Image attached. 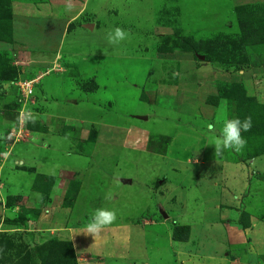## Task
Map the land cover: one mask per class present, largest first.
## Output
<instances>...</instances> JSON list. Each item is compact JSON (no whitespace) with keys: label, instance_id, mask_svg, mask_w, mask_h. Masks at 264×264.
Masks as SVG:
<instances>
[{"label":"rangeland","instance_id":"obj_1","mask_svg":"<svg viewBox=\"0 0 264 264\" xmlns=\"http://www.w3.org/2000/svg\"><path fill=\"white\" fill-rule=\"evenodd\" d=\"M74 3L67 13L64 0H0V264H53L43 261L47 253L69 257L68 241L50 238L43 254L40 245L49 240L36 243L25 231L61 206L74 205L70 217L81 223L98 207L113 209L112 228L136 222L142 212L162 218L186 203L192 210L191 189L198 197L193 225L216 216L206 199L199 202L204 185L190 187L206 167L184 163L197 157L198 146H214L209 143L219 133L209 125L252 118L242 152L227 150L215 159L245 163L264 151V0H232L229 7L209 0ZM191 3L195 14L186 24L192 31L182 22L187 8L181 12ZM113 27L128 33L117 47L102 39ZM23 80L34 81L22 102L16 82ZM111 126L121 131L111 133ZM135 126L147 134L134 139ZM199 133L208 135L204 143ZM45 138L49 146H67H42ZM66 149L87 156L80 161L91 167L77 161L72 167L80 175L72 173L63 166ZM34 158L40 168L28 164ZM80 177L85 182L75 201ZM251 188L242 203L264 219V183ZM248 218L239 212L237 221ZM151 229L162 237V230Z\"/></svg>","mask_w":264,"mask_h":264},{"label":"crops","instance_id":"obj_2","mask_svg":"<svg viewBox=\"0 0 264 264\" xmlns=\"http://www.w3.org/2000/svg\"><path fill=\"white\" fill-rule=\"evenodd\" d=\"M217 2H219V5L225 4L228 7L233 5L232 0H209L208 5ZM190 6H192V3L188 7L185 5L181 11L183 12L187 8V17L182 21L183 23L186 21L185 24L187 21L192 20L195 14L193 10L189 9ZM228 14H230L229 11L225 15ZM132 15L134 16V14ZM187 29L192 31L189 26H187ZM87 105H91V102ZM210 107L207 104L203 108L210 109ZM213 125L219 133L221 128H219V124ZM117 129V126L110 127L111 133L121 131V129ZM137 132L147 134V129H135L134 139H140ZM199 135L204 138V143L208 135L204 133H199ZM215 135L217 134H213L212 137L214 138ZM47 141H49L48 138H45L42 141V144L44 142L42 146H48L52 149L56 144L57 146L59 144L67 146L65 141L50 142L52 146L46 144ZM204 146H198L195 149L198 151L197 157L189 155L184 163L197 169L206 167V173L193 176L197 179V183L193 182L196 185L191 184L190 187L197 189L200 184L204 185L207 191L200 197L199 202L206 199L209 202L207 207L215 210L217 214L211 218L206 216L203 223L197 226L193 225L194 221L191 216L197 213L195 206L198 204V197L191 194L190 189L188 190L189 196L194 201L192 210L188 208V203H186L177 212H162V218L155 217L154 214L150 216L148 212L145 215L142 212L136 222L128 225L120 223L112 228L105 227L95 236L83 233L86 223H81L80 219L70 217L74 205L69 208L61 206L58 207L59 211L57 209L53 213L50 211L51 214L39 215L37 220L29 223L31 226L27 227L28 229H25V231L32 233L36 243L45 242L52 237L68 241L76 264H264V224L260 222L264 219L258 220L255 218L256 214L250 215L252 213L245 210V204L241 200L242 195L247 190L252 194L251 187L255 186L256 183H259V181L264 183V179H260V175L264 174V152L249 158L245 163H240V161L231 163L225 161L223 155L222 158L216 156L218 159H215L213 157L216 155L215 152L210 153L209 151L214 146H206L205 149ZM125 147L130 150L133 149L132 146L125 145ZM66 150L64 152L66 161H63V166L67 167L68 170L72 169L73 171L70 170L72 173L78 172L80 175V170L74 171L73 163L87 156ZM4 154L10 157L11 152ZM76 158L79 160H76ZM27 161L28 164H32L36 168L41 167L38 159L34 158ZM80 164L84 168L85 166L91 167L88 162L80 161ZM218 164H220V168H217ZM236 164L237 166H235ZM241 179L245 180L242 182L244 185L236 188L235 182L239 181L241 183ZM84 182V178H81L75 201H77V195L80 194ZM123 183H129V180H125ZM2 200L0 197V201ZM239 212L248 214L249 218L245 224L237 221ZM60 217L63 218L60 219ZM66 220V224L60 227L61 223ZM168 221H170V225H168ZM174 225L188 226V235L185 240L172 238V227ZM151 227L162 230V237L160 238L156 230L151 229L153 231L151 233L149 230ZM131 238L134 239L131 240ZM156 244H159V246L157 247ZM202 246L206 249H197Z\"/></svg>","mask_w":264,"mask_h":264},{"label":"clouds","instance_id":"obj_3","mask_svg":"<svg viewBox=\"0 0 264 264\" xmlns=\"http://www.w3.org/2000/svg\"><path fill=\"white\" fill-rule=\"evenodd\" d=\"M74 8V0H64L65 12L71 13ZM102 39L108 46L117 47L128 39V33L121 27H113L106 30ZM209 128L213 133L216 132L214 125H209ZM251 128V116H247L243 120L239 117L226 118L223 120L222 127L219 129V134L215 135L212 143L209 144L214 145L216 155L227 150L238 153L242 152L247 143L242 133L250 131ZM116 218L115 210L107 207H98L86 222L83 233L90 234L91 236L98 235L105 227L112 224Z\"/></svg>","mask_w":264,"mask_h":264},{"label":"trees","instance_id":"obj_4","mask_svg":"<svg viewBox=\"0 0 264 264\" xmlns=\"http://www.w3.org/2000/svg\"><path fill=\"white\" fill-rule=\"evenodd\" d=\"M237 22L239 24L240 30L244 32L245 31L244 26H243L244 22L242 20H240V19H238ZM160 137H162V136H160ZM168 140L169 139H167V142H168ZM163 148H165V147H163ZM155 152L158 153L159 151H155ZM4 204H5V201H4ZM187 235H188V226L187 225H174L172 227V238L173 239H175V240H185L187 238ZM51 241H52V239L49 240V242H47V243L45 242V243L40 245V246H43V248H44V249H42L41 253L45 254L46 252H48V250L52 247ZM62 242L63 241H61V242L58 241L57 243L58 244H62ZM64 244H66L68 246V248H69L68 249L69 257L57 258L55 255H53V256H55V257H53L52 255H48L50 253H47V258H44L43 261H45L47 259V260L52 261L53 264H76V261H75L74 255H73V251H72V248H71L69 242H64ZM37 247H39V246H37ZM57 248H59L58 245H57ZM52 254H55V253H52Z\"/></svg>","mask_w":264,"mask_h":264},{"label":"built area","instance_id":"obj_5","mask_svg":"<svg viewBox=\"0 0 264 264\" xmlns=\"http://www.w3.org/2000/svg\"><path fill=\"white\" fill-rule=\"evenodd\" d=\"M34 80H27V81H17L16 86L18 87V92L20 96V100L26 101L28 96L30 95L32 91V83Z\"/></svg>","mask_w":264,"mask_h":264},{"label":"water","instance_id":"obj_6","mask_svg":"<svg viewBox=\"0 0 264 264\" xmlns=\"http://www.w3.org/2000/svg\"><path fill=\"white\" fill-rule=\"evenodd\" d=\"M87 28H88V29H91V24H88V25H87Z\"/></svg>","mask_w":264,"mask_h":264}]
</instances>
